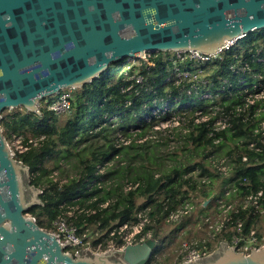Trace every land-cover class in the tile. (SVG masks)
Segmentation results:
<instances>
[{
	"label": "trees",
	"instance_id": "16d2710c",
	"mask_svg": "<svg viewBox=\"0 0 264 264\" xmlns=\"http://www.w3.org/2000/svg\"><path fill=\"white\" fill-rule=\"evenodd\" d=\"M182 71L190 75L180 80L177 73ZM247 84L250 87L245 89ZM254 84H264V28L205 61L180 59L165 51L152 53L148 61L127 57L112 61L91 82L71 89L68 113L49 107L56 100L53 97L42 102L39 113L25 107L5 109L1 124L7 134L39 139L36 146L17 156L30 167V184L42 191V203L27 212L49 231L53 221L65 214L85 242L93 247L102 242L106 249L110 231L135 223L143 209H150L148 228L161 245L170 238L159 231L172 210L186 202L195 206L180 221L169 222L177 227L195 212L199 219L204 215L203 221L209 209L218 214V199H223L237 205L238 212L232 214L243 220L245 232L256 228L262 237L264 215L252 206L241 207L249 194L264 188V134L259 130L264 100L237 110L244 106L248 92L256 90ZM194 86L198 91L188 94L187 89ZM204 91L213 97H200ZM166 100H177L166 117L181 116L185 124L174 129L186 131L163 135L155 129L161 119H145L152 107ZM187 102L194 107L179 108ZM197 111L215 114L207 122L196 123ZM221 115H229L231 125L216 130L213 122ZM151 133L159 137L138 141ZM119 135L131 137V142L117 145ZM220 158L227 159L228 174L216 168L214 163ZM106 162L110 164L105 173L96 175L98 165ZM126 182L137 186L125 191ZM222 239L229 241L230 234L199 241L197 247L213 249ZM159 249L147 264H159Z\"/></svg>",
	"mask_w": 264,
	"mask_h": 264
},
{
	"label": "water",
	"instance_id": "95a60500",
	"mask_svg": "<svg viewBox=\"0 0 264 264\" xmlns=\"http://www.w3.org/2000/svg\"><path fill=\"white\" fill-rule=\"evenodd\" d=\"M261 28L264 0H0V264H147L160 246L149 238L104 253L67 251L27 215L42 191L12 156L5 109L39 113L41 102L91 82L112 61L158 51L216 55ZM184 264H264V248L245 254L222 240Z\"/></svg>",
	"mask_w": 264,
	"mask_h": 264
},
{
	"label": "built area",
	"instance_id": "2783aa9c",
	"mask_svg": "<svg viewBox=\"0 0 264 264\" xmlns=\"http://www.w3.org/2000/svg\"><path fill=\"white\" fill-rule=\"evenodd\" d=\"M234 42H230L223 50L234 45ZM222 50V51H223ZM220 51V52H222ZM219 52V53H220ZM218 54V53H217ZM216 54V55H217ZM147 55H151V53H147L143 58L146 60ZM175 56L180 59L187 58H196L197 60L205 61L209 60L212 56L201 53L199 51H176ZM262 60V59H260ZM243 69V68H242ZM178 70V67H176ZM178 79H182L183 77L189 76L190 72L182 71L178 72ZM139 82H142V77H139ZM250 85L247 84L244 86L245 89L249 88ZM256 90L254 92H248V95L245 97L244 106H240L237 108L238 111L244 110L251 104H255L257 101L264 100V84L253 85ZM71 89H63L61 91V95L58 99L52 102L49 106L56 113H68L71 110L70 103V93ZM193 91H198V88L194 86V88L187 89V93L191 94ZM200 97L202 98H212L213 93L204 91L201 93ZM177 100H166L160 105H156L151 108L150 112L145 114V119L150 120L153 117L161 119L158 124L155 125V129L159 130L163 135L172 136V131L176 127H181L185 124L184 119L181 116L172 115L166 117L169 111L173 110L174 105H176ZM192 108L194 107L191 102L180 104L179 108ZM214 113H203L201 111H197L195 114V122H207L209 121ZM165 115V116H164ZM166 120H165V119ZM163 122H175L171 126L169 123H166L163 128L160 127V124ZM231 125L229 115H221L218 116L214 122L213 127L216 130L227 128ZM259 130L264 134V120L261 122L259 126ZM134 132V131H133ZM166 133V134H164ZM135 136V135H133ZM148 137L158 138L159 135L157 133H151L147 137L138 139V141H143ZM8 145L11 149L12 156L17 158L18 154L27 151L32 146H36L39 143L38 138H29L25 139L22 135L17 134L15 132H11L9 136L6 137ZM131 142V137H127V135H119L116 144L117 145H126ZM251 146H255L254 143ZM247 158L244 157V160ZM110 162H106L104 164H100L97 167L96 175L104 174L107 166ZM215 166L219 172L223 174H228L231 169L230 165L227 162L226 158H220L215 161ZM93 181H96L95 179ZM137 186V183L126 182L124 184L125 191H129ZM220 212L218 214H211L205 217L206 226L208 229L209 237L215 239L218 235H223L225 233L230 234V240L228 243L234 247H236L237 251H242L245 254H249L254 249L264 248V235L262 237L258 236L257 229L252 228L248 232L244 231L243 228V220L240 218H235L232 212H238V207L234 203H227L223 199H218ZM107 203L103 204L105 206ZM248 206H252L255 212H259L261 215H264V188H261L251 194H249L246 199L242 202V208L245 209ZM194 204L190 202H186L184 205L179 208L172 210L166 217L168 222L180 221L184 216L189 215L193 209ZM150 209H143L137 214V221L135 223H124L121 224L109 233V237H107V248L102 249V242L98 244V246L93 247L89 242H85L83 237H81L77 233L76 225L68 219V217L64 215L58 216L54 221V233L57 238L63 244H67L66 249L68 251H72V254L80 253L82 249L85 247L88 248L93 253H104L109 250H121L124 249L127 245L135 244L143 242L152 237V229H149L148 226L152 223V218L149 214ZM68 216L72 215V211L68 210L66 212ZM53 228V229H54ZM223 240V239H222ZM221 240V241H222ZM227 241V240H226ZM207 242V241H203ZM199 242L195 241H183L180 248V262L179 264H184V262L191 261L193 259L208 255L212 253L214 249H209L208 247L200 250L197 245ZM70 248V250H69Z\"/></svg>",
	"mask_w": 264,
	"mask_h": 264
},
{
	"label": "rangeland",
	"instance_id": "374dc122",
	"mask_svg": "<svg viewBox=\"0 0 264 264\" xmlns=\"http://www.w3.org/2000/svg\"><path fill=\"white\" fill-rule=\"evenodd\" d=\"M169 53H171V55H175L176 51H167ZM149 55H147L146 60L148 61ZM144 59V58H143ZM132 61H135V59H131ZM145 60V59H144ZM136 72H138L136 70ZM138 74V73H136ZM139 76V75H138ZM171 77V76H170ZM170 77H168L167 79H169ZM178 77V75H177ZM61 95V92L54 95L53 99H58L59 96ZM44 103H40V105H42ZM49 106H51L49 104ZM13 108L8 109L9 111H11ZM165 119V118H164ZM166 120V119H165ZM166 123H169L168 125L171 126L172 124H174L175 122H163L160 124V127L163 128L165 126ZM184 127H186V125H184ZM6 137L9 136V134L6 133L5 128L3 127ZM186 131V128L184 129H173L172 133L175 134L177 132H181V131ZM138 130H135L132 134L135 135L137 133ZM166 134V133H164ZM163 136V135H162ZM173 139V137L171 138ZM30 174H28V180H29ZM211 209H209L208 214L211 215L213 214L211 211ZM28 216L34 217L33 215H31L29 212H27ZM208 216V215H207ZM206 216V217H207ZM204 217V215L200 216V219L198 218V215L195 213H193L191 215V218L187 221V222H182L179 226L175 227L177 223H169V222H163V226L160 228L159 233L161 235H165L166 237H168V235H170V238H167L166 241L164 242V244H161L159 246V251L160 253L157 255V260L159 264H179L180 259H179V253H180V248H181V244L183 241H195V242H199V241H209V240H213L212 238L209 237V233H208V229L206 226V222L205 220L203 221L202 218ZM262 227H264V222L261 223ZM54 229H50V231L54 232ZM263 235H264V231H263ZM221 240H218L213 249L216 250L219 247V243ZM170 242L172 244H170ZM86 248V247H85ZM84 248V249H85ZM68 251V249H66ZM70 250V248H69ZM72 253V251H69Z\"/></svg>",
	"mask_w": 264,
	"mask_h": 264
}]
</instances>
